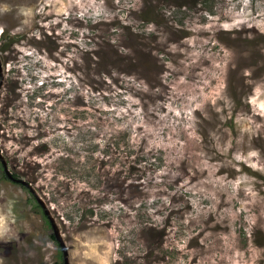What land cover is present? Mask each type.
Segmentation results:
<instances>
[{
    "label": "rangeland",
    "instance_id": "rangeland-1",
    "mask_svg": "<svg viewBox=\"0 0 264 264\" xmlns=\"http://www.w3.org/2000/svg\"><path fill=\"white\" fill-rule=\"evenodd\" d=\"M52 223L68 264H264V0H0V264H64Z\"/></svg>",
    "mask_w": 264,
    "mask_h": 264
},
{
    "label": "water",
    "instance_id": "water-1",
    "mask_svg": "<svg viewBox=\"0 0 264 264\" xmlns=\"http://www.w3.org/2000/svg\"><path fill=\"white\" fill-rule=\"evenodd\" d=\"M19 182H21V183H23V184H26V183H24V181H21V180H19ZM29 188H30V187H29ZM30 190L33 191L32 188H30ZM37 200L40 202V200H39L38 197H37ZM42 204H43V203H42ZM43 207H44V205H43ZM45 213L48 214L47 210H45ZM50 220H51V219H50ZM52 226H53V228H54V237H55V239L58 241V244L60 245V247H61V249H62V251H63V254H64V264H68L67 258L65 257V246H64V243H63V241H62V239H61V237H60V234H59L58 231L56 230V227L54 226L53 223H52Z\"/></svg>",
    "mask_w": 264,
    "mask_h": 264
},
{
    "label": "bare ground",
    "instance_id": "bare-ground-1",
    "mask_svg": "<svg viewBox=\"0 0 264 264\" xmlns=\"http://www.w3.org/2000/svg\"><path fill=\"white\" fill-rule=\"evenodd\" d=\"M39 54H40V53H39ZM251 195H252V194H251ZM235 196H236V195H235ZM253 196H254V195H253ZM230 198H231V197H230ZM257 198H258V197H257ZM227 199H228V198H227ZM227 199H226V200H227ZM255 199H256V198H255ZM220 200H221V199H220ZM223 200H224V198H223ZM230 202H231V201H230ZM253 202H254V201H253ZM253 202H252V203H253ZM226 203H228V202H226ZM248 203H251V202H248ZM224 204H225V203H223V205H224ZM230 204H231V203H230ZM230 204H229V205H230ZM244 204H245V203H244ZM253 204H255V203H253ZM221 205H222V204H221ZM249 205H250V204H249ZM249 205H247V206H249ZM224 206H225V205H224ZM227 207H229V206H227ZM242 208H243V207H242ZM218 209H219V208H218ZM244 209H245V208H244ZM220 210H221V209H220ZM220 210H219V211H220ZM246 210H247V209H246ZM246 210H245V211H246ZM225 215H226V212H225Z\"/></svg>",
    "mask_w": 264,
    "mask_h": 264
},
{
    "label": "flooded vegetation",
    "instance_id": "flooded-vegetation-1",
    "mask_svg": "<svg viewBox=\"0 0 264 264\" xmlns=\"http://www.w3.org/2000/svg\"><path fill=\"white\" fill-rule=\"evenodd\" d=\"M57 242V241H56Z\"/></svg>",
    "mask_w": 264,
    "mask_h": 264
}]
</instances>
